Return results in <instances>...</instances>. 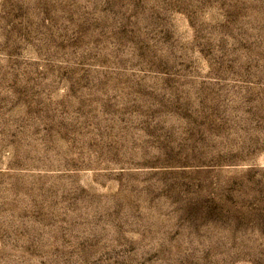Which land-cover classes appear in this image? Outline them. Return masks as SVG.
Instances as JSON below:
<instances>
[{
	"label": "rangeland",
	"instance_id": "obj_1",
	"mask_svg": "<svg viewBox=\"0 0 264 264\" xmlns=\"http://www.w3.org/2000/svg\"><path fill=\"white\" fill-rule=\"evenodd\" d=\"M0 264H264V0H0Z\"/></svg>",
	"mask_w": 264,
	"mask_h": 264
}]
</instances>
